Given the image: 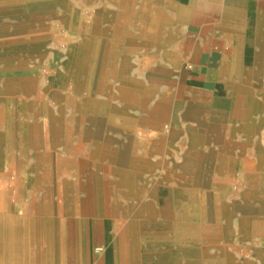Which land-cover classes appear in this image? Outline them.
<instances>
[{
  "label": "rangeland",
  "instance_id": "374dc122",
  "mask_svg": "<svg viewBox=\"0 0 264 264\" xmlns=\"http://www.w3.org/2000/svg\"><path fill=\"white\" fill-rule=\"evenodd\" d=\"M6 1L0 0V5H5ZM146 2L143 0H125L119 4H114L112 0H55V10L58 17L72 16L73 22H82L85 27L81 28L76 25L72 27L70 33L68 27L61 23L59 18H49L45 21L46 27L42 33L45 43L44 55L34 59H26L27 64L24 58H17L18 56L22 57L23 53L0 50V107L7 114L13 112L12 115H16V117L10 118L14 123H17L19 129L15 139L8 138L7 132L10 124L6 114L1 112L4 117L2 121L0 120V135L6 136L7 139L2 148V161L0 162V192H3L5 187L6 190L11 188L13 190L14 187L12 186V177L8 174L11 168L10 160L15 158L27 166L33 165L35 139L30 125L33 124L34 118L39 117L43 108L50 107L55 112L52 98L46 95L48 91L51 93V90L55 89L50 85L52 82L47 79L53 76V72L48 69L52 62H60L65 59L68 45L83 43L87 45V80L85 86L88 87L89 92L85 111L89 120L87 123L89 135L96 133V128L91 121L92 113L96 109L95 104L106 105L109 102L116 104L117 101H111L107 95L109 94L108 90L120 86L121 78L128 77L137 83L142 81L147 87L171 88L174 78L177 77L176 72L169 76V80L155 75V69L153 72L152 69L150 71L149 51L146 45L135 46L129 39L128 24L134 18V11L147 12L148 9L143 7ZM100 14H103L101 15L103 18L100 17ZM120 15H122L121 19L117 20ZM51 26L55 28L52 29L53 31L50 29ZM20 65L25 67L24 70L28 67L30 71L35 70L33 69L35 65L41 68H38V74L31 73L30 76L28 75L30 77L28 82L18 86L15 77L11 75H24V70H19ZM39 74H43L44 77H40ZM209 79L212 84L207 86L204 91L191 92L192 97L190 98L184 96L183 92H179L178 96L175 97L173 90L169 89L168 94L171 102L168 107H165L168 121L161 127L160 131L157 129L159 115L147 117L140 110L141 101H133L130 103L132 108H128L121 119L120 131L114 134L108 133L112 137L121 139L125 144L134 135L138 142L149 143L151 146L146 151V155L142 150H137L136 154L140 160L134 163L133 170L129 167L125 169L126 172L135 177L133 178V189L137 197L132 201L120 197L118 215L121 218L125 214L126 206L132 203L136 209V238H140L139 240L144 243L160 242L173 235L175 231L173 224L176 221L181 224L185 218L181 216L179 209L177 210L178 215L173 214L175 211L173 203L166 206L160 204L154 198L158 191H164L166 198H170L171 201L176 200L178 203H180L182 191L204 193L207 201L205 200L203 217L201 218L198 213L191 215L189 223L192 226L189 228H194L193 225H201L200 230L205 231L206 229L207 235H212L216 233L217 224L220 225L217 236L204 244V259L209 258L215 261V264H263L259 262L255 254L254 249H257V246L242 239L240 220L245 219V217L250 218L251 215L246 211L237 212L233 210L234 205L241 201V195L246 188V170L255 162L257 151L255 140L257 137L245 134L243 131L232 132L233 124L223 120V108L214 105V83L225 82L227 84L225 85L226 90L219 94V98L233 100L235 93L229 90L230 85H234L236 82L241 85V81L246 80V78L241 74L235 81V77L230 78L227 73H223L210 76ZM260 79L264 85V74L262 76L253 74L250 76L248 87L254 88L255 85L253 84ZM75 86V83L69 85L70 88H75ZM98 87L103 88V91H97ZM253 92L256 99L264 98V90H253ZM192 98L198 100V103L195 101L194 104H191L193 103L190 100ZM125 103L126 101H120L118 105L120 107L121 104L125 105ZM153 104L154 101H150L149 106ZM128 118H130L129 120L132 119V122L128 123ZM145 118L146 121H143ZM252 118L254 120L264 118V109L253 115ZM38 120L40 121L41 118L39 117ZM208 128L214 131L211 132L212 135H221V139L211 137L205 130ZM235 128L241 130L240 124L235 123ZM263 132L264 124L258 140V145L264 149ZM12 143L15 148L10 146ZM209 152L216 153V157L214 159L206 158ZM217 157H221L220 163L217 162ZM82 170L81 200L85 207L82 217L86 220V226L83 230V257L82 261H76V229L72 217L68 216L69 260L66 264H104L103 233L100 225L93 222L96 218L95 211L91 208V195L87 194L91 190L89 176L93 171L92 164L82 163ZM15 177L16 180L20 178V176ZM17 184L16 186H18ZM106 184L109 185V182ZM38 189L25 190L21 193L15 190L14 193H8L6 204L10 205V213H7L8 218L5 219V222L0 223V226L9 227L8 219L13 218V221L17 219L20 221L19 232L25 234L26 223L35 217L34 206L40 205L42 188ZM33 198L39 200L36 205L33 204ZM106 203L109 206V197ZM219 206L221 208L216 209ZM13 207L14 209H12ZM160 207L164 210L163 212H160ZM13 212L16 217H12ZM220 212L224 217L230 218L228 226L224 225L222 220L218 222L217 214ZM110 215V212L106 211L107 219L111 218ZM52 233L51 243H45L42 249H51L52 264H61L58 262L59 231L56 221H53ZM228 234L230 236H227ZM15 236H17L15 233L5 235L8 245L12 241L15 244ZM129 247L130 262L132 264L133 262H140L133 246L130 245ZM157 247L160 250L163 249L162 245ZM143 250L146 251V247ZM227 256H230L233 262L228 261ZM120 257V248H112V262L120 264Z\"/></svg>",
  "mask_w": 264,
  "mask_h": 264
},
{
  "label": "bare ground",
  "instance_id": "6f19581e",
  "mask_svg": "<svg viewBox=\"0 0 264 264\" xmlns=\"http://www.w3.org/2000/svg\"><path fill=\"white\" fill-rule=\"evenodd\" d=\"M163 1H157L158 11L162 9ZM1 5L0 50L23 53L22 57L18 56L17 58H24L25 63L26 59H34L44 55L45 43L42 33L46 27L45 21L49 18H59L60 22L68 27L70 33L72 27L76 25L81 28L85 27L82 22H73L72 16L58 17L55 10V0H7L5 5ZM149 6L147 1L143 7L148 9ZM101 15L103 14H100V17ZM121 17L122 15L118 16L117 20H120ZM144 19V15H142L141 21L144 22ZM163 26L164 21L158 16L156 24L152 27L160 34ZM50 29L55 28L51 26ZM171 36L174 43L173 34ZM171 59L172 65L175 67L178 64L175 53L172 54ZM86 63V43L68 45L65 59L60 62H52L48 70L53 72V76L47 79L52 82L50 85L55 89L51 90V93L48 91L46 95L52 98L55 112L50 107L43 108L39 115L41 120H38L39 117L34 118L33 124L30 125L35 139L33 165L27 166L15 158L10 160L11 168L8 174L12 177L11 181L14 187L13 190L12 188L6 190L5 187L4 191L0 192V223L5 222V219L8 218L7 213H10V205L6 204L8 193H14L15 190L21 193L25 190L42 188L40 205L37 206L36 203L39 200L33 198V204L36 205L33 208L34 219L28 220L26 223L25 234L14 237V242L18 244L15 246L14 257L22 256L27 264H52V250L42 249V246L45 243H51L52 224L53 221H56L59 231L58 262L66 264L69 260V222L67 219L70 216L76 229V261H82L83 230L86 226V220L82 217L85 207L81 200V190L83 187L82 163H85L87 165L92 164L93 168L89 176L91 190L87 194L91 195V208L95 211L96 218L93 222L100 225L103 233L105 246L102 252L105 256V264H112V248L114 247L120 248V264H131L130 245L133 246L138 256L149 261L145 262L146 264H215V261L209 258L204 259L203 250L205 242L211 241L214 236H217L220 225L217 224L216 233L212 235H207L206 229L205 231L200 230L201 225H193L194 228H189L192 226L189 223L191 215L198 213L201 218L203 217L206 200L204 193L182 191L180 203L166 198L164 191L159 190L158 194L155 195L154 198L164 206L173 203L175 208L173 214L176 215L179 209L181 216L185 218L181 224L177 221L173 224L175 231L171 237L167 238L175 247L173 251L168 250V248L160 250L157 247L158 243L155 245L149 242L144 243L139 240L140 238H136V209L132 203L126 206L125 214L121 218L118 215L120 197L128 201L135 200L137 197L133 189V178L135 177L126 172L125 169L129 167L133 170L134 163L140 160L136 154L137 150H142L146 155V151L151 146L149 143L138 142L134 135L125 144L121 139L112 137L108 133L114 134L120 131L121 119L126 114L127 109L132 108L130 103L133 101H141L140 110L147 117L159 115L157 129L160 131L161 127L168 121L165 107H168L171 98L164 89L147 87L142 81L137 83L128 77H123L120 79V86L108 90L107 97L111 101H117L116 104L110 102L106 105L95 104L96 109L92 113L91 121L96 128V133L89 135L87 126L89 120L85 111L89 92L88 87L85 86L87 80ZM19 67V70L25 68L22 65ZM38 68L41 67L35 65L33 67L35 70L30 71L27 67L23 71L25 72L24 75L13 74L11 76L15 77L14 79L19 86L29 81L28 75L30 76L31 73L38 74ZM39 76L44 77L43 74H39ZM71 83H75V88L69 87ZM242 84L239 88H234L233 100L219 98L222 91L217 88L214 105L223 108V120L233 124L232 132L243 131L245 134L257 137L255 140L257 144L255 162L246 170V188L241 195V201L234 205L233 210L237 212L246 211L251 215L250 218L245 217V219L240 220L242 239L257 246V249H254L255 254L259 262L264 264V149L258 145L264 118L260 120L252 118L253 115L264 109V98L256 99L253 90L247 87L245 82L242 81ZM96 90L101 92L103 88L98 87ZM120 101H126L127 104H121L119 107ZM150 101H154L152 106H149ZM1 112L6 114L10 124L7 132L8 138L15 139L19 129L17 123H14L11 118L16 117V115L13 116V112L7 114L0 107L1 121L4 117ZM130 118L127 119L128 123L132 122V119L129 120ZM143 121H146V118ZM12 123L15 125L13 126ZM235 123L240 124L241 130L235 128ZM205 130L211 137L217 139L222 137L218 134L212 135L213 130L210 128ZM6 139V136L0 135V162L2 161V148ZM10 146L13 148L14 144L12 143ZM214 157H216V153L209 152L206 158L214 159ZM217 158V162L220 163L221 157ZM217 169L219 170V168ZM15 176H20V178L16 180ZM106 182H109V185ZM108 197L109 206L106 203ZM160 208V212H163L162 207ZM218 208L221 207L216 209ZM106 211L110 212V219L106 218ZM221 213L217 214L218 222L222 220L224 225L228 226L230 218L224 217ZM11 215L16 217L14 212ZM7 222L9 227L10 225L13 228L20 227V221L17 219L15 221L13 218L8 219ZM1 239L4 240L3 236H0V244ZM145 247L146 251L143 250ZM1 250L2 248H0ZM226 258L233 262L230 256Z\"/></svg>",
  "mask_w": 264,
  "mask_h": 264
},
{
  "label": "crops",
  "instance_id": "0c3cea01",
  "mask_svg": "<svg viewBox=\"0 0 264 264\" xmlns=\"http://www.w3.org/2000/svg\"><path fill=\"white\" fill-rule=\"evenodd\" d=\"M112 1L119 4L125 0ZM143 1L150 4L147 12L134 11L127 32L135 46L146 45L150 71L155 69V75L167 80L176 72L177 77L171 88L160 89L167 92L172 89L175 97L183 92L184 96L190 98L191 92L204 91L212 84L210 76L227 73L236 81L242 74L246 78L242 81L248 87L250 76L264 74V0H164L160 11L157 9L158 0ZM142 15L144 22L141 21ZM158 16L164 21L160 34L152 27ZM174 53L178 58L175 67L171 59ZM242 81L241 85L237 82L231 84L229 90L234 91V88L242 86ZM213 85L215 92L217 88L226 90L227 84L219 81ZM253 85L254 88L249 87L251 90H264L261 79ZM190 100L193 102L191 104L195 101L198 103L194 98ZM19 230L1 227L0 236L4 240L1 239L0 248L4 254L0 255V264H27L22 256L14 257L18 244L12 241L8 245L5 237L13 233L21 236L23 232ZM156 243L162 245L163 249L174 250V245L167 238L154 241L153 245ZM139 258L140 262L133 264L149 262Z\"/></svg>",
  "mask_w": 264,
  "mask_h": 264
}]
</instances>
